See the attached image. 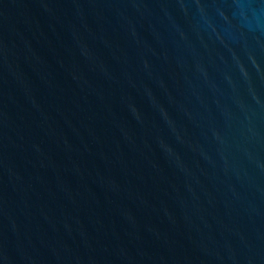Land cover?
<instances>
[{
    "label": "water",
    "instance_id": "1",
    "mask_svg": "<svg viewBox=\"0 0 264 264\" xmlns=\"http://www.w3.org/2000/svg\"><path fill=\"white\" fill-rule=\"evenodd\" d=\"M0 264H264V0H0Z\"/></svg>",
    "mask_w": 264,
    "mask_h": 264
}]
</instances>
